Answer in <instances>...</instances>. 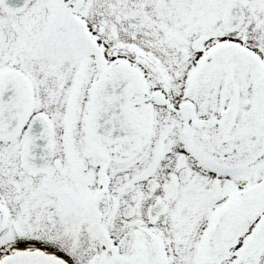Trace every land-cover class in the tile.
<instances>
[{"label": "snow or ice", "instance_id": "obj_1", "mask_svg": "<svg viewBox=\"0 0 264 264\" xmlns=\"http://www.w3.org/2000/svg\"><path fill=\"white\" fill-rule=\"evenodd\" d=\"M0 264H264V0H0Z\"/></svg>", "mask_w": 264, "mask_h": 264}]
</instances>
